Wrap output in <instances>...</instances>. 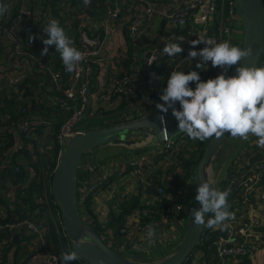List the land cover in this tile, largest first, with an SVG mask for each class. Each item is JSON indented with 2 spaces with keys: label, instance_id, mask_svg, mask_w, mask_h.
I'll list each match as a JSON object with an SVG mask.
<instances>
[{
  "label": "built area",
  "instance_id": "built-area-1",
  "mask_svg": "<svg viewBox=\"0 0 264 264\" xmlns=\"http://www.w3.org/2000/svg\"><path fill=\"white\" fill-rule=\"evenodd\" d=\"M0 4L9 9L0 16V102L3 97L26 101L25 96L31 95L30 104L18 109L24 116L18 120H13L10 114L3 117L5 124L4 127L0 124V137L12 135L20 143V136L41 131L44 137L56 141L60 151L73 136L83 132L79 127L89 114L102 117L105 111L121 103L124 106L117 115L123 121L116 120L118 123L138 119L149 112L161 113L156 104L163 103L160 95L172 71L188 74L195 70L204 82L216 78L223 69L213 68L211 62L197 69L201 60L188 59L190 50L206 47L200 43L192 49L191 42L200 38L231 44L234 26L239 22L236 0H91L87 6L83 0H0ZM50 19L58 21L74 41L73 46L85 53L77 72L65 70L54 46H47L48 54L41 56L45 47L43 39L28 41L30 35L47 38L44 28ZM168 43H179L183 52L168 57L162 52ZM257 67H264V49ZM139 69L146 81L143 87L135 85ZM190 87L194 90L195 84L191 83ZM176 108L179 110L178 103ZM58 122L60 127L54 133ZM257 139L249 136L244 151L235 156L227 176L218 184V190H230L229 211L235 218L226 221L229 225L226 230L216 232L206 226L213 216L208 213L204 228L208 230L210 244L199 248L205 255L195 264H251L256 254L264 252V148L257 146ZM187 144L184 133L142 152L106 157L100 166L78 177V205L80 213L85 212L84 221L88 225L92 217L86 213L87 198L91 201L101 195L109 203L119 204L132 198L123 190L110 189V179L117 175L135 181L143 197L153 189L158 205H167L165 209L141 206L124 225L126 231L122 236L105 222L99 237L107 246L122 256L128 254L131 259H137V256L162 254L172 249L177 240L181 242L186 160L185 156L182 159L179 156ZM20 149L18 145L5 152L0 161V182H3L0 193L7 204L0 202L3 245L29 235L38 243L47 231L39 211L28 219L11 220L17 193L24 198L35 177L31 168L21 172L19 166L24 165L21 158L13 161V155ZM54 170L42 176L49 182V191ZM167 176L175 178L177 183L168 187L164 181ZM51 202L55 205L53 199ZM58 215L60 218L59 212ZM151 228L156 232L154 245L147 239ZM62 232L66 237L63 228ZM50 250L29 257L26 264H65L62 255ZM187 262L188 259L183 264ZM77 263L87 264L82 259Z\"/></svg>",
  "mask_w": 264,
  "mask_h": 264
},
{
  "label": "clouds",
  "instance_id": "clouds-1",
  "mask_svg": "<svg viewBox=\"0 0 264 264\" xmlns=\"http://www.w3.org/2000/svg\"><path fill=\"white\" fill-rule=\"evenodd\" d=\"M87 6L91 0H83ZM8 6L0 4V16L8 12ZM47 38L30 35V43L37 39H43L44 49L41 56L48 54L47 46H54L60 54L65 70L69 73L77 72L81 62L85 59V53L73 46L74 41L69 38L58 21L50 19L44 28ZM183 41V38H177ZM200 43L206 44L200 51L190 50L188 59L201 60L196 65L202 69L204 64L211 62L213 68L219 67L223 72L216 78L201 80L195 70L185 74L184 71H172L167 80V87L162 90L160 100L156 108L165 115L171 109V115L178 121L180 132L186 133L190 139L201 142L215 137L220 139L225 133H230L232 138L248 140L250 135L257 137L256 144L264 148V67L236 68V75L226 78L228 69L238 65L242 59L253 55V48L234 46L227 41L217 43L212 39H197L191 42L192 49ZM168 57H175L183 52L179 43H168L162 51ZM195 84V89L190 84ZM179 104V110L176 105ZM163 122V117L161 118ZM164 139H168L167 130L163 132ZM230 190L220 191L212 187L209 181L202 182L197 187L195 201L201 207L193 208L190 216L193 223L205 226V216L213 214V218L207 221L209 228L226 230L228 220L235 218V214L229 211L228 196ZM156 232L154 228L147 232L149 244L154 245ZM91 243L89 237H84ZM77 245H81L77 243ZM82 246V245H81ZM80 255L76 250L65 252L62 260L65 264L77 261ZM103 264V261L100 262Z\"/></svg>",
  "mask_w": 264,
  "mask_h": 264
},
{
  "label": "water",
  "instance_id": "water-1",
  "mask_svg": "<svg viewBox=\"0 0 264 264\" xmlns=\"http://www.w3.org/2000/svg\"><path fill=\"white\" fill-rule=\"evenodd\" d=\"M236 1V16L241 25L239 47L243 49L251 45L253 55L228 69L226 78L235 76L237 67H257L264 49V0ZM165 129L168 136L166 140L162 133ZM182 134L184 133L178 129V121L171 113L165 115L149 112L132 121L81 132L62 147L51 179L50 194L59 210L64 233L72 249L80 255V259L87 264H100L101 261L103 264H183L190 257L199 245L204 230V226L200 228L192 222V217L183 232L179 246L173 253L158 261L139 262L130 260L107 246L84 221L78 205V172L87 153L107 146L159 144L171 141ZM232 139L234 138L230 133H225L222 138L213 137L206 144L194 169L195 196L197 187L206 180L214 187L210 177L212 162L223 145ZM200 207L199 202L194 199L193 208L198 210ZM84 237H89L91 243Z\"/></svg>",
  "mask_w": 264,
  "mask_h": 264
},
{
  "label": "crops",
  "instance_id": "crops-1",
  "mask_svg": "<svg viewBox=\"0 0 264 264\" xmlns=\"http://www.w3.org/2000/svg\"><path fill=\"white\" fill-rule=\"evenodd\" d=\"M240 39H241V25L239 22H237L236 25L234 26V35H233V38L231 40V44L234 46H238ZM144 84H146L145 77H144L142 70L139 69L135 85L138 87H143ZM114 99H115V103L118 102L116 97H113V100ZM113 106H116V105H113ZM123 106H124V103H121L117 108L107 110V111H105V113H108V112L113 113L111 116H114L117 118L118 117L117 114L119 113L120 110H122ZM105 113H104V115H105ZM91 118L100 119L101 116H99L97 114H94V115L89 114V115H87L86 120L83 121L82 125H88L87 122ZM104 125H101L99 127H104ZM234 139H236V141H237L236 142V148H234V150L231 151V148H230L231 146H225L228 142L225 143L223 145V147L218 151V153L216 154V157L214 158V160L212 162L210 177H211V182H212L214 188H216L217 190H218V184L220 183V180H222L223 178H225L227 176L229 166H230L232 160L240 152L239 151L240 148L238 147V145L244 144V142H245V140L240 139V138H234ZM187 141H188L187 146L184 149H182L181 154L179 156V159H182L185 156V160H186V164H185V168H184L185 179L182 182L183 186L185 187V190H186V192H185V200H186V202H185V213L182 216V219H183L182 222L184 223L183 226H185V224L187 225L191 219L190 212L193 209V204H194V199H195V189L193 186V175H194L195 167L192 168L189 165L186 166L187 162H189L188 161V155L186 154V151L190 150V145H191V141L188 139H187ZM153 146H155V145L154 144H141V145H136L133 147H130V146H128V147L127 146H107V147L95 149V150L87 153L84 156L81 168H80L78 173H80L82 175L89 173L94 168L100 166L103 159H105L106 157L118 156V155L125 154V153L132 154L135 152H140L142 150L151 149ZM221 154H222V157L218 161L219 156ZM164 181H165V183H167L168 187H171L173 184L177 183V180L175 178L170 179L168 176L165 177ZM109 187L112 191L113 190H115V191L123 190L124 192L130 194L132 196V198L130 199V201H128L126 203L119 204V203H114V202L109 203L107 198L103 197L101 195L95 197L94 200H91L90 207L89 208L86 207V213H88L90 216H91V214H90L89 209L92 211V216H91L92 219L90 221L92 223L89 224L90 227H94V226L99 227V228L103 227L105 225V222H107V223L109 222V214L111 212L119 213L120 212L119 210L125 206H127V207L129 206L132 208L130 210V213L124 216L123 221H125V223L123 225H126V222L130 221V218L135 213V211L143 205L148 204L151 207L158 208L159 203L156 199L155 191L153 189H151L149 191V193L147 194V196L143 197L140 194L139 188L137 187V183H135V181H133L130 177H127L125 175L114 176L110 179ZM37 188H38V190L36 193H37V198H38V196L40 195V187L37 186ZM134 201H136V202H134ZM133 205H135V206H133ZM13 209H14V205H13ZM39 212H40L41 216L43 214L44 216L50 217L52 210L50 208L46 211H39ZM58 212H59V210H58ZM81 215H82V218L85 219V216H84L85 212L82 211ZM211 218H213V216L210 217L209 219H211ZM210 229H212V228H210ZM213 229H216V232L220 230V229L215 228V227H213ZM3 239H4V233H1L0 234V242H2ZM30 242L34 243V244L37 243L35 237L32 235L25 236L22 239L16 238L11 245H8V248L4 249L5 253L2 254L3 258H2L1 264H18L19 260H21L22 258L25 259L27 256H29V254H28L29 251H27V247H28ZM176 242H175L176 244L174 246L179 244L178 240ZM38 243H40V242H38ZM68 244H69L70 248L69 247L67 248V252L73 251L70 242H68ZM57 253H59V252L57 251ZM61 254L63 256V251L61 252ZM61 254L59 253V255H61ZM163 255H164V253H162V254L159 253V254H153L152 256H144V257L137 256L138 257L137 259H131L128 254H124V257H126L130 260L139 261V262H152V261H150L151 259L156 258L157 256H163ZM167 255H169V254H167ZM204 255L205 254H204L202 249H199V248L196 249L195 251H193V253L188 258L187 264L197 263L198 261H200L204 257ZM68 263L69 264H78L77 261H70ZM251 264H264V252L256 254L253 257V261L251 262Z\"/></svg>",
  "mask_w": 264,
  "mask_h": 264
},
{
  "label": "trees",
  "instance_id": "trees-1",
  "mask_svg": "<svg viewBox=\"0 0 264 264\" xmlns=\"http://www.w3.org/2000/svg\"><path fill=\"white\" fill-rule=\"evenodd\" d=\"M240 43V42H239ZM25 100H20L16 101L14 97H3L2 101L0 102V124L3 123V117L7 114H10L13 120H18L20 117L24 116L25 113H21L18 109L20 106L25 107L27 104H30L31 100V95L27 94L25 96ZM28 112H26L27 114ZM118 122L120 120V117L115 119ZM118 122H109L108 124H105L104 126H110V125H115ZM4 124L2 126L4 127ZM87 125H82L79 127L80 131H89V130H81L85 128ZM60 127V123H56L55 127L53 129V132L56 133ZM186 134V133H185ZM186 139L191 141L190 145V150L186 151V154L188 155V161L186 166H191L192 168L196 167V164L198 160L200 159L203 150L208 143V141L211 139H207L203 142L199 140H193L190 139L188 136H186ZM20 145L21 149L18 150L14 155H13V161H15L17 158H21L24 161V165L20 164L19 168L21 169V172H24L26 169L31 168L34 170L35 177L31 181V184L29 185L28 189L25 192V197L22 198L21 193H17V198L14 202V209L11 211V220L12 222H18L24 219H28L29 215L32 214L35 211H46L52 207L57 209L56 205H53L51 202V195H50V202L45 201L41 195L38 196L37 198V186L40 187L42 184V176L48 173H51L57 164L58 160V153L60 151L59 145L56 143V141L53 138L50 137H44L41 131H37L34 135L31 136H20V143L15 142V137L12 135L8 136H2L0 137V158H4L3 154L5 152H11L13 149L17 148V146ZM1 161V160H0ZM18 177L19 175L16 174ZM83 175L78 173V177H82ZM3 182H0V189L2 188ZM39 193V192H38ZM5 198H2V194L0 193V202H4ZM21 202H24L21 204ZM136 202V201H134ZM86 207L89 208L91 205L90 199H86L85 201ZM5 204V202H4ZM7 205V204H5ZM135 206V205H133ZM167 205L161 203V205H158V208L165 209ZM132 207H122L120 209L119 213L111 212L109 214V222L107 223L106 226H108L112 231H116V233L120 236L124 235L125 233V228H124V221L123 218L125 215L130 213ZM90 214L92 216V211L89 209ZM39 216H41L39 214ZM41 220H44V227H47L45 225L46 220L48 221L50 218L49 216L46 217L42 214ZM50 223V221H49ZM50 226H48L47 229H49ZM95 232L97 231H102L101 228L97 227H91ZM51 236H52V242L51 246H57L63 243L64 241L67 243L66 248H70L68 244L67 237L63 236V240H58L56 237V234L54 230L51 228L50 230ZM208 230L204 228L199 245L197 248H207L208 244H210V241L208 240ZM18 248V247H17ZM19 250V249H18ZM67 252V249L64 250ZM63 251V254L65 253Z\"/></svg>",
  "mask_w": 264,
  "mask_h": 264
},
{
  "label": "rangeland",
  "instance_id": "rangeland-1",
  "mask_svg": "<svg viewBox=\"0 0 264 264\" xmlns=\"http://www.w3.org/2000/svg\"><path fill=\"white\" fill-rule=\"evenodd\" d=\"M240 43L238 44V47H239ZM113 113H105L104 116H102L100 119H89L88 122H87V126L81 130H89V129H97V128H101L99 126L101 125H104L105 123L107 122H117L115 119L116 117L114 116H111ZM120 121H123V120H120ZM90 131V130H89ZM86 132V131H84ZM187 136V134H186ZM138 141V140H137ZM136 141V142H137ZM247 140H245L244 143H246ZM236 139H233L232 141L228 142L225 146H231V151L234 150V148H236ZM139 144V143H138ZM121 146H124V145H121ZM130 146V145H128ZM127 146V147H128ZM244 144H241V145H238V147L240 148L239 151H244ZM130 147H133V146H130ZM227 150V149H226ZM142 152V151H141ZM238 152V151H237ZM222 157V154L219 156V159L218 161L220 160V158ZM1 160V158H0ZM30 174V172H29ZM42 181V184L40 185V195L41 197L46 201H49L50 202V191H49V182L46 180V177H43L41 179ZM31 184V182L29 183V185ZM6 185V182L4 184V186ZM12 198L10 197V200ZM8 201V200H7ZM6 203V202H5ZM47 217V216H46ZM50 219L46 222H45V225L47 226L46 228L49 227V229H47L46 233L44 234V238L42 239V241H40V243H29L28 247H27V251H29V256H27L25 259H21L19 260L18 264H26L27 262V259L30 257V258H33L34 256H37V255H41L42 253H46V252H51L50 249H54L56 250V252L58 251L60 254L62 251H64L65 249H67V243L64 241L63 239V232H62V225H61V221H60V218H59V215H58V210L55 209V208H52V213H51V216L49 217ZM50 221V223H49ZM44 222V220H43ZM92 223V222H91ZM96 229L97 227L94 226ZM185 227H186V224L185 226H183L181 228V233H183V231L185 230ZM51 228L54 230L55 234H56V237L58 238L59 242L60 240H63L64 242L61 243L60 245H58V247L56 246H51V242H52V234L50 232ZM98 230V229H97ZM97 235H99L100 237L102 236V231H97L96 232ZM19 238V237H18ZM178 245L176 246H173L172 249H168V251H165L164 252V255L163 256H157L156 258H153L151 259L150 261H158V260H161L163 259L164 257L168 256L167 254H171L173 253L176 248H177ZM5 248H8V245H3V241L0 242V254H1V261H2V254L5 253L4 249ZM65 252V251H64ZM62 255V254H61ZM62 258V257H61Z\"/></svg>",
  "mask_w": 264,
  "mask_h": 264
}]
</instances>
